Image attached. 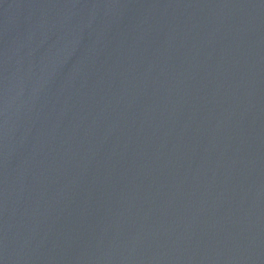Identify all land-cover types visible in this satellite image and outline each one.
Returning a JSON list of instances; mask_svg holds the SVG:
<instances>
[{
  "label": "water",
  "instance_id": "1",
  "mask_svg": "<svg viewBox=\"0 0 264 264\" xmlns=\"http://www.w3.org/2000/svg\"><path fill=\"white\" fill-rule=\"evenodd\" d=\"M0 264H264V0H0Z\"/></svg>",
  "mask_w": 264,
  "mask_h": 264
}]
</instances>
